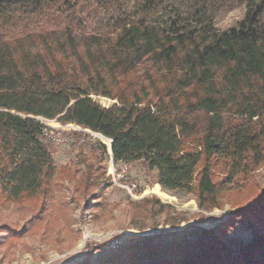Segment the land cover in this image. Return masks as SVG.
Here are the masks:
<instances>
[{"label": "trees", "instance_id": "1", "mask_svg": "<svg viewBox=\"0 0 264 264\" xmlns=\"http://www.w3.org/2000/svg\"><path fill=\"white\" fill-rule=\"evenodd\" d=\"M58 1L0 0V200L43 199L64 170L40 118L110 139L114 164L140 162L163 191L190 194L201 210L220 208L223 194L264 162V0H249L228 31L196 10L172 11L163 29L145 15L97 35H85L77 18L60 31L11 34L17 15ZM92 96L115 103L103 107ZM91 145L97 151L78 159L88 199L102 187L107 156L98 140ZM140 205L154 214L170 208L156 198ZM238 224L250 230L249 242L229 238ZM162 238L109 249L95 263L264 264V189L192 240Z\"/></svg>", "mask_w": 264, "mask_h": 264}, {"label": "rangeland", "instance_id": "2", "mask_svg": "<svg viewBox=\"0 0 264 264\" xmlns=\"http://www.w3.org/2000/svg\"><path fill=\"white\" fill-rule=\"evenodd\" d=\"M248 1L59 0L34 15H17L11 25V34L24 36L60 31L71 18H77L85 28V35H97L123 20L136 21L145 15L148 23L163 29V23L173 19V14L189 17L196 10L205 11L215 29L228 31L242 21ZM92 98L103 107L115 103L100 96ZM38 120L43 124L59 125L63 127L61 131L69 129L64 132L68 140L62 144L44 140L55 166L64 170L57 175L43 199L21 204L0 200V264H82L89 252L92 255L90 264H96V258L107 250L136 244L142 237L155 234L163 235V240H192L199 229L218 226L232 211L253 202L264 189L263 162L223 194L220 208L206 211L198 208L190 194L163 191L156 183V172L149 171L140 162L114 164L116 170L125 168L138 185L142 198L132 200L107 180L111 159L105 142L96 137L88 138L86 132H78L76 127H66L70 124ZM94 140L101 143L107 155L101 164L105 176L101 189L93 191L88 199L82 195L81 173L84 168L78 159L81 154L97 151L96 146L91 145ZM148 198H156L170 208L154 214L140 205ZM85 232L91 238L84 242ZM101 237L106 239L96 242L95 238ZM229 238L246 243L252 234L238 224ZM112 239L116 240V247L103 248ZM123 259L127 262L128 257Z\"/></svg>", "mask_w": 264, "mask_h": 264}, {"label": "built area", "instance_id": "3", "mask_svg": "<svg viewBox=\"0 0 264 264\" xmlns=\"http://www.w3.org/2000/svg\"><path fill=\"white\" fill-rule=\"evenodd\" d=\"M43 125H44V128L42 130V136L46 141H49L54 144H62L64 141L68 140L67 138L68 135L65 136L64 132H68L69 129L67 131H61L63 130V127L59 126L58 128H52V127H49L47 124H43ZM76 130L78 132H86L83 129H80L78 127ZM86 133L88 135V138L90 137L95 138L92 133L90 132H86ZM81 140L83 141V138H81ZM110 159H111V166L109 169L110 170L109 171L110 184L113 185L114 187H117L123 190L127 194V196L132 200H139L140 198H142L138 185L128 176L126 169L120 168L119 170H116L114 168V163L111 157ZM126 234L129 235L128 233ZM90 238L91 236L88 232H85L83 234L84 242L89 240ZM95 239H96V242H102L103 239H106V237L95 238ZM116 245H117L116 240L112 239L108 241L107 245L103 248H114L116 247Z\"/></svg>", "mask_w": 264, "mask_h": 264}, {"label": "bare ground", "instance_id": "4", "mask_svg": "<svg viewBox=\"0 0 264 264\" xmlns=\"http://www.w3.org/2000/svg\"><path fill=\"white\" fill-rule=\"evenodd\" d=\"M48 126H50V127H52V128H58L59 127V125H57V126H53V125H51V124H48V123H46ZM66 127H78V126H75V125H67ZM84 131H86V132H90V133H92L93 134V136L94 137H96L97 139H100V140H107L108 142H110V145H111V140L110 139H108V138H106V137H103L102 135H100V134H98V133H93V132H91V131H89V130H87V129H84ZM110 152V148L108 149V153Z\"/></svg>", "mask_w": 264, "mask_h": 264}, {"label": "water", "instance_id": "5", "mask_svg": "<svg viewBox=\"0 0 264 264\" xmlns=\"http://www.w3.org/2000/svg\"><path fill=\"white\" fill-rule=\"evenodd\" d=\"M108 154L112 158V143H111V147H110V152Z\"/></svg>", "mask_w": 264, "mask_h": 264}]
</instances>
